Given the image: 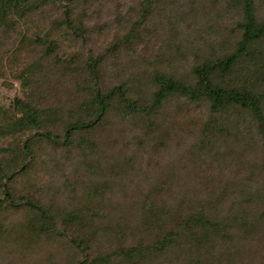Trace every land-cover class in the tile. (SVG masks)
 Instances as JSON below:
<instances>
[{"label":"trees","instance_id":"trees-1","mask_svg":"<svg viewBox=\"0 0 264 264\" xmlns=\"http://www.w3.org/2000/svg\"><path fill=\"white\" fill-rule=\"evenodd\" d=\"M0 264H264V0H0Z\"/></svg>","mask_w":264,"mask_h":264},{"label":"rangeland","instance_id":"rangeland-1","mask_svg":"<svg viewBox=\"0 0 264 264\" xmlns=\"http://www.w3.org/2000/svg\"><path fill=\"white\" fill-rule=\"evenodd\" d=\"M128 1V0H127ZM19 89L18 83H15V89H5L2 86V80L0 79V104H9L13 99L16 90Z\"/></svg>","mask_w":264,"mask_h":264}]
</instances>
